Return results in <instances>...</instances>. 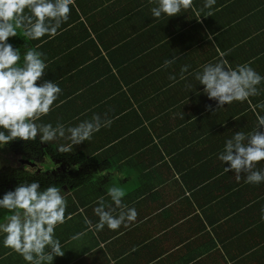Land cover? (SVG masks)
I'll use <instances>...</instances> for the list:
<instances>
[{
  "label": "crops",
  "instance_id": "1",
  "mask_svg": "<svg viewBox=\"0 0 264 264\" xmlns=\"http://www.w3.org/2000/svg\"><path fill=\"white\" fill-rule=\"evenodd\" d=\"M205 3L157 19L156 0H73L56 36L35 45L14 37L22 56L27 48L44 54L37 83L61 88L36 123L67 130L97 114L112 120L70 153L57 150L70 143L63 138L41 143L39 168L56 176L67 202L55 228L64 255L52 264H264V182L237 181L218 159L227 139L264 116L255 107L264 103V81L259 95L219 108L195 79L220 52L227 66L249 63L264 76V0ZM112 186L125 191L137 220L88 230L86 218L98 223L99 197L112 203ZM2 241L0 264H26Z\"/></svg>",
  "mask_w": 264,
  "mask_h": 264
},
{
  "label": "clouds",
  "instance_id": "2",
  "mask_svg": "<svg viewBox=\"0 0 264 264\" xmlns=\"http://www.w3.org/2000/svg\"><path fill=\"white\" fill-rule=\"evenodd\" d=\"M214 3L215 0H206L205 7ZM192 4L193 0H156L151 13L157 19L162 15L174 17ZM70 12V0H0V129L4 130L0 131V147L14 140L34 141L39 135L41 143L58 138L69 141L57 150L61 154L70 153L74 145L90 140L102 127L111 125V119H102L98 114L67 130L60 123L55 127L51 123H36L51 111L61 88L55 82L37 83L48 67L42 52L27 48L22 56L20 50L7 41L18 33L30 40H39L46 35L54 37ZM209 39H212L211 35ZM225 56L226 53L220 52L219 62L207 63L195 73L204 93L210 100L217 101L219 108L259 95L257 86L264 81V76L249 63L235 68L227 66ZM172 62L166 60L165 67ZM182 72H187V66ZM255 107L264 110V103ZM262 129L264 116L258 114L256 128L248 133L238 131L233 134L218 154L219 161L228 165L224 172H233L237 181L243 176L248 184L264 182V169L256 167L264 162ZM26 170L35 175V169ZM125 195L121 187L108 188L107 196L112 203L106 205L104 196L99 197L98 206L93 209L98 223L93 224L86 218L88 230L98 232L105 226L110 230L130 227L137 220L138 212L135 207L123 204ZM0 209L11 213L0 223L3 246L21 255L26 264H52L54 257L64 255L60 241L55 238V228L65 221L67 202L58 186L41 191L38 182L21 183L3 195ZM85 234L78 233L72 239Z\"/></svg>",
  "mask_w": 264,
  "mask_h": 264
},
{
  "label": "trees",
  "instance_id": "3",
  "mask_svg": "<svg viewBox=\"0 0 264 264\" xmlns=\"http://www.w3.org/2000/svg\"><path fill=\"white\" fill-rule=\"evenodd\" d=\"M40 40L42 39L35 41L34 45L39 44ZM7 43L11 44L14 49H17L14 46V37H10ZM0 131L4 130L0 129ZM6 146L11 152L10 158L12 159V157L16 156L18 161L14 164L11 162L10 164L6 163L0 166V199L3 198L5 193L14 190L21 183L38 182L41 191L46 190L49 186H58L60 184V181L53 173H47L39 168L38 164L43 154L39 136L34 141L14 140ZM22 159L31 160L37 163V166L30 167L29 165H24L20 162ZM26 168L35 169V175H32ZM10 214L6 209H0V223H3L4 217Z\"/></svg>",
  "mask_w": 264,
  "mask_h": 264
},
{
  "label": "rangeland",
  "instance_id": "4",
  "mask_svg": "<svg viewBox=\"0 0 264 264\" xmlns=\"http://www.w3.org/2000/svg\"><path fill=\"white\" fill-rule=\"evenodd\" d=\"M10 155L11 152L6 145L0 147V166L5 165L6 163L10 164L12 162Z\"/></svg>",
  "mask_w": 264,
  "mask_h": 264
},
{
  "label": "water",
  "instance_id": "5",
  "mask_svg": "<svg viewBox=\"0 0 264 264\" xmlns=\"http://www.w3.org/2000/svg\"><path fill=\"white\" fill-rule=\"evenodd\" d=\"M20 162L24 165H29L30 167H35L37 166V163L32 162L31 160L28 159H22Z\"/></svg>",
  "mask_w": 264,
  "mask_h": 264
},
{
  "label": "built area",
  "instance_id": "6",
  "mask_svg": "<svg viewBox=\"0 0 264 264\" xmlns=\"http://www.w3.org/2000/svg\"><path fill=\"white\" fill-rule=\"evenodd\" d=\"M73 3V0H70V4H72Z\"/></svg>",
  "mask_w": 264,
  "mask_h": 264
}]
</instances>
